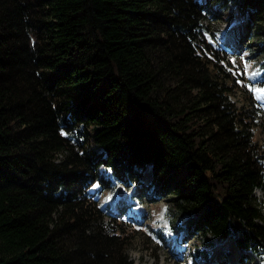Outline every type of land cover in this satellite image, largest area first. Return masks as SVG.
I'll return each mask as SVG.
<instances>
[{"label": "trees", "instance_id": "trees-1", "mask_svg": "<svg viewBox=\"0 0 264 264\" xmlns=\"http://www.w3.org/2000/svg\"><path fill=\"white\" fill-rule=\"evenodd\" d=\"M230 4L264 20V0H0V264H133L87 188L148 164L154 193L209 236L188 264L214 239L264 261L259 107L232 100L201 24Z\"/></svg>", "mask_w": 264, "mask_h": 264}, {"label": "rangeland", "instance_id": "rangeland-1", "mask_svg": "<svg viewBox=\"0 0 264 264\" xmlns=\"http://www.w3.org/2000/svg\"><path fill=\"white\" fill-rule=\"evenodd\" d=\"M231 8L232 6L225 9L216 17L212 16V18L210 16L207 18L206 24L209 25L210 31L208 33L214 41L230 40L233 41L235 45L242 43V45L247 46V52L240 54L242 74L247 91L244 92L239 85H236V88H234L232 92V99L241 104L244 103L245 96H247L248 99H253V101L258 103L264 113V98L257 100L254 90H250L249 88V85H251L253 89L264 88V68L262 71L260 66L252 65L258 64L259 62L257 61L250 62L251 65L245 67L243 66L244 62L242 61L249 58L258 60L264 57L262 51V46L264 44V20L259 23L254 22L249 27L247 19L238 16L235 29L232 31H224L225 23L231 19L230 17L228 18ZM237 49L242 51V49ZM260 75H262L263 78H260ZM257 121L258 123L255 125V139H257V142L260 140V144L264 148V114L260 120L257 118ZM143 173V175H145V170ZM147 175L151 176V172L149 171V174L146 172V177ZM141 179H143V177ZM132 184L136 187L134 189V194L132 192L130 199H121L118 203L112 201V206L110 205V198L112 197L114 189L100 190L96 187L95 190H89V192L95 194L94 197L97 198L103 208V211L105 212V222H108L112 217L117 222H122L123 228L115 230V234H119L127 239L126 249L133 264H187V260L192 255L193 250L200 246L205 248L206 240L209 237L206 236L204 238L200 234L194 235V233H190V225L195 221V215H188L182 219L181 217H176L170 208V194L159 195L150 192L148 186L149 183L142 185L137 180H133ZM122 186L124 193H126L131 187V185L128 187H125L124 185ZM91 188H94L93 185ZM97 189H99V191ZM127 195L128 193L124 196L126 197ZM253 195L264 211V179L263 187L255 188ZM138 204L142 205L146 214L141 215L140 217L137 216L134 219L133 217L136 215L131 213V209ZM125 205L127 206L121 210V212H116V210ZM171 217L173 219L178 218V220H180V225L185 227L177 236L176 242L180 245L179 249L173 247L175 237L167 235L169 234V229L171 230L170 221L171 223L175 222ZM112 223L113 225H116V222ZM158 234H163L164 238H161ZM227 252L229 253L230 258L233 259L231 264H246L247 262L255 263L258 261V259L250 253H248L246 257L242 256L235 248L233 241L228 239L224 241L214 239L213 245L210 249L204 251V255L209 257V261L216 263L221 260ZM207 257H205V261H208Z\"/></svg>", "mask_w": 264, "mask_h": 264}, {"label": "snow or ice", "instance_id": "snow-or-ice-1", "mask_svg": "<svg viewBox=\"0 0 264 264\" xmlns=\"http://www.w3.org/2000/svg\"><path fill=\"white\" fill-rule=\"evenodd\" d=\"M245 67H247V64H245ZM253 75H255V74H253ZM249 88H250V90H254L257 100L264 98V88H254L253 89V87L251 85H249ZM61 134L66 135V133H63V132ZM93 187L96 188V187H99V185L96 184V185H93Z\"/></svg>", "mask_w": 264, "mask_h": 264}, {"label": "water", "instance_id": "water-1", "mask_svg": "<svg viewBox=\"0 0 264 264\" xmlns=\"http://www.w3.org/2000/svg\"><path fill=\"white\" fill-rule=\"evenodd\" d=\"M117 191H118L119 193H121V192H122V189H121L120 187H118V188H117Z\"/></svg>", "mask_w": 264, "mask_h": 264}, {"label": "bare ground", "instance_id": "bare-ground-1", "mask_svg": "<svg viewBox=\"0 0 264 264\" xmlns=\"http://www.w3.org/2000/svg\"><path fill=\"white\" fill-rule=\"evenodd\" d=\"M215 248V247H214Z\"/></svg>", "mask_w": 264, "mask_h": 264}]
</instances>
